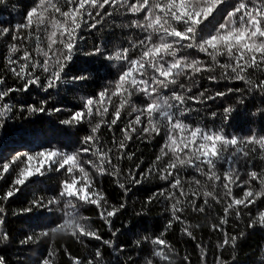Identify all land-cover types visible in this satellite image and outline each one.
<instances>
[{
    "label": "snow or ice",
    "instance_id": "6c2138e0",
    "mask_svg": "<svg viewBox=\"0 0 264 264\" xmlns=\"http://www.w3.org/2000/svg\"><path fill=\"white\" fill-rule=\"evenodd\" d=\"M7 4L8 0H0V7ZM19 12L20 9H17V13ZM46 15L50 17L48 23H45ZM117 15L135 17L128 24L118 27L139 30L141 38L132 40L129 37L127 47L117 44L112 51L101 43L85 54L99 58L101 64H111L116 68L117 76L114 80L97 85V89L89 95L81 96V106L58 125L59 128L67 130L63 126L75 127L87 123L90 125L89 134L74 142L80 146L72 151L57 147L41 148L35 153L16 152L0 162V179L15 173L12 185L0 196V200L8 201L26 187L27 183L42 180L49 173L66 174L67 178L61 182L60 195L75 200L79 205L95 207L102 220L111 227L112 218L124 205L107 210L105 197L94 191L92 179L80 158L89 154L97 157V164L92 161L86 163L97 167L103 174L107 170L106 166L112 165L111 154L114 151L122 154L126 152V141H131L133 136H160L163 131L166 136L165 143L148 173L155 171V164L170 155L173 160L165 165L160 179L169 181L171 176V188L178 190L180 194L181 180L177 173L185 165L205 176L213 184H221L226 206L223 208L220 226L214 224L212 227L223 233V242L218 247L223 249L228 246L234 249L237 237L229 236L222 227L228 223V217L232 213L240 216L242 210H247L250 221L247 227H264V208L258 207L264 204V170L245 172L243 175L247 179L241 180L238 167L249 163L258 151L264 153V136H258L254 132L246 136L227 134L223 127H192L184 119L193 112L201 111L191 105H206L209 101H215L229 93L239 95L241 104L244 103L245 91L250 94L259 92L264 96V79L249 78L250 69L264 74V0L259 3L257 0H33L20 19L9 26H0V38L11 37L13 41L8 46L7 69L21 82L20 87H4L5 78L0 76V102L5 101L12 93L28 92L33 87L47 94L49 90H58L65 84L87 86L89 81L95 83L92 80L93 74L88 69H81V74L66 79L69 65L73 64L74 57L78 55V45L83 40L80 33L84 29L103 31L106 26L112 27L108 20ZM42 35L46 44L41 40ZM25 42L34 43V49L29 50L31 44L28 47L18 46ZM189 49L204 54L207 59H191L185 54ZM21 52L22 55H16ZM198 79H207L211 83L222 80L242 81L247 87L229 88L227 92L217 91L211 95L205 89L198 95H192V87H186L183 81H191L195 85ZM136 95L145 98L142 108L133 105V97ZM48 102L47 99L41 100L39 107L30 105L26 110L31 113L63 111L59 107L46 109ZM13 107L11 103L0 105L2 138L10 136L8 120L3 117L11 113ZM127 108H131L128 113L130 117L135 114L134 119H129L120 128L123 139L117 141L113 136V147L105 151L98 134L102 124L109 130L117 127L119 123H123L122 114ZM20 110L25 109L21 106ZM234 111L229 106L224 107L220 113L211 111L210 115L212 118L219 115L227 122ZM96 116L101 118V122L91 126ZM65 147L72 148V143ZM261 158L264 159V156ZM127 159L132 160L133 155H127ZM218 164L225 166L222 175L216 171ZM139 169L140 164H137L136 171L129 172L132 184L139 185L148 178ZM253 183L259 184V191L252 190ZM119 187L124 189L125 185L119 184ZM233 188H241L243 196L237 198L233 195ZM159 195L163 196L164 193ZM204 196H212L217 203L220 202L211 192H205ZM166 199H172V196L169 195ZM207 203L205 199L204 204ZM191 206L194 211L205 210L204 207H197L195 203ZM50 208L51 203L45 207L43 199L32 200L22 213L38 210V214H45ZM253 209L257 210L255 216L252 215ZM73 210L76 209L73 207ZM183 211L182 207L172 204L173 219L179 221L178 214ZM3 213L4 209L0 207V225L4 222ZM185 232L192 237L191 231L185 229ZM116 234L112 233L113 236ZM243 234L240 233L241 236ZM74 237H90L101 241L116 256L125 250L123 247L117 248L112 240L102 239L95 231L80 229L79 235L74 234ZM7 239V234L0 232V240ZM30 240L29 236L20 243L26 244ZM135 243L139 246L141 242L137 240ZM152 244L165 246L166 242L156 238L152 240ZM156 255L161 254L157 252ZM51 256L52 253H49V257ZM93 257L87 264H98L103 260L99 249ZM50 262L49 258H45L41 264ZM0 264H6L2 256ZM72 264L84 262L73 258Z\"/></svg>",
    "mask_w": 264,
    "mask_h": 264
},
{
    "label": "trees",
    "instance_id": "16d2710c",
    "mask_svg": "<svg viewBox=\"0 0 264 264\" xmlns=\"http://www.w3.org/2000/svg\"><path fill=\"white\" fill-rule=\"evenodd\" d=\"M259 2L261 0H257V3ZM32 3L33 0H8L6 6L0 7V26H9L20 19ZM17 9H20L19 13ZM134 18L113 16L108 20V24L112 27L106 26L103 31L84 29L80 33L83 40L79 42L78 55L74 57L73 64L69 65L66 79L81 74L79 71L81 69H88L89 73L93 74L92 80L95 83L89 81L87 86L65 84L58 90H49L47 94L33 87L28 92L12 93L10 97L5 98V101L0 102V105L11 103L14 106L13 111L3 117L8 120L7 127L11 131L8 138L0 137V162L7 160L16 152L35 153L41 148L53 147L72 151L80 146L74 142L89 134L90 125L84 123L75 127L63 126L67 128L64 130L58 127L59 122L69 118L71 112L81 106V96L89 95L97 89V85L114 80L117 76V70L111 64L107 62L101 64L99 58L85 54L101 43L112 51L113 46L117 44L127 47L129 37L132 40L141 38L139 30L118 27L128 24ZM49 20L50 17L46 15L45 23ZM41 40L46 44L43 35ZM11 43H13L11 37L0 38V76L5 78L4 87H20L21 82L17 81L7 69L8 46ZM29 44L31 51L35 47L34 43L25 42L18 46L28 47ZM185 54L191 59H207L204 54L194 49L187 50ZM16 55H22V52ZM249 73V78L253 80L264 79V74L259 70L250 69ZM183 82L186 87H192V95H198L205 89L208 90L207 94L211 95L217 91L227 92L229 88L246 89L247 87L242 81L230 80L211 83L207 79H198L195 85L191 81ZM45 99L49 101L45 105L46 109L59 107L63 111L31 113L26 110L30 105L39 107L40 101ZM240 99L241 97L236 93H229L225 97L209 101L206 105H191L200 108L201 111L191 113L184 122L192 127L199 125L206 129L223 127L227 134L246 136L254 132L258 136H264V96L259 92L250 94L245 91L243 104L239 103ZM144 100L142 95H136L133 97V105L142 108ZM21 106L24 111L20 110ZM229 106L235 109L229 121L224 122L219 115L216 118L211 117V111L220 113L224 107ZM129 112L131 108H127L122 114L123 123H119L112 130L102 124L98 134L105 151L113 147V136L117 141L123 139L120 128L124 127L129 119H134L135 115L130 117ZM110 118L109 115L108 119ZM99 122L101 118L96 116L91 126ZM165 140L163 131L160 136L152 138L133 136L131 141H126L127 148L124 154L116 151L111 154L112 165L106 166L107 170L103 174L97 167L86 163L92 161L93 164H97V157L89 154L80 158L92 179L94 191L105 197L107 210L111 211L114 207L119 208L121 204L124 205L112 218L111 227L102 220L95 207L79 205L75 200L60 195L61 182L67 178L66 174L49 173L42 180L27 183L26 187L8 201L0 200V207L4 209L2 216L4 222L0 225V232L8 236L7 241L0 240V256L4 257L6 264H41L45 258L50 259V264H72L73 258L87 264L99 249L103 260L98 264H218V261L220 264H264V227L248 228L250 221L247 210H242L240 216L232 213L228 217V223L222 225L229 236L237 237L236 247L234 249L228 246L223 249L218 247L223 242V233L214 229L212 225L220 226L223 208L226 206L221 184H213L205 176L185 165L177 173L181 180L182 194H180L178 190L171 188L169 183L173 179L171 176L169 181L160 179L165 165L173 160L170 155L155 164V171L148 173L156 156L160 155V148ZM69 143H72V148L65 147ZM127 155H133V159H127ZM262 156L264 153L258 151L249 163L238 166L241 180L247 179V176L243 175L245 172L264 170ZM137 164H140L139 172L148 176L139 185L132 184L129 179V172H135ZM224 170V165H217L218 174L222 175ZM14 176L15 173H12L0 179V196L12 185ZM137 178L139 179V175ZM119 184H124L125 188H120ZM252 190L259 191V184L253 183ZM161 192L164 193L163 196L159 195ZM205 192L213 193L220 202L217 203L212 196L205 197ZM169 195L172 199H166ZM233 195L237 198L242 197V189L233 188ZM38 199H43L45 207L51 203L49 211L45 214H38V210L22 213L32 200ZM205 199L208 201L207 205L204 204ZM173 203L176 207L184 209L178 214L179 221L172 217ZM194 203L197 207H204V212L194 211L191 206ZM258 207L264 208V204ZM256 211V209L252 210L253 216L256 215ZM169 224L171 227H168ZM80 229L95 231L102 239L112 240L117 248L123 247L125 250L116 256L101 241L90 237L79 239L74 237V234L79 235ZM185 229L192 232V237L186 234ZM113 232L117 234L113 236ZM240 233H244L243 236ZM29 236L30 241L26 244L20 243ZM156 238L164 240L165 246L152 244V240ZM137 240L141 242L139 246L135 243ZM157 252L161 255L157 256ZM49 253H52L51 257Z\"/></svg>",
    "mask_w": 264,
    "mask_h": 264
}]
</instances>
